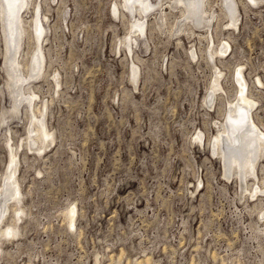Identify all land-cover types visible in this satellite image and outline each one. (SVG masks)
<instances>
[{
	"label": "rangeland",
	"instance_id": "1",
	"mask_svg": "<svg viewBox=\"0 0 264 264\" xmlns=\"http://www.w3.org/2000/svg\"><path fill=\"white\" fill-rule=\"evenodd\" d=\"M119 1L36 0L47 37L46 75L31 85L34 111L41 105L36 121L53 141L40 153L18 149L19 189L2 193L0 228L18 191L25 213L19 233L3 239L0 264H140L144 255L152 264H264V194L252 197L246 180L223 176L207 143L227 118L228 99L242 103V89L245 127L264 133V0H236L237 27L227 26L223 0H208L220 25L214 43L195 31L179 35V44L150 15L132 52L120 43L130 16L120 6L123 15H114ZM1 14L0 7L3 182L9 145L24 143L34 112L30 106L25 115L23 102L11 115ZM167 21L176 30L180 19ZM35 38L25 33L22 61L31 62ZM219 69L227 96L213 100ZM256 176L253 194L264 180V157ZM65 213L74 215L69 223Z\"/></svg>",
	"mask_w": 264,
	"mask_h": 264
},
{
	"label": "bare ground",
	"instance_id": "2",
	"mask_svg": "<svg viewBox=\"0 0 264 264\" xmlns=\"http://www.w3.org/2000/svg\"><path fill=\"white\" fill-rule=\"evenodd\" d=\"M207 3L208 0H120L113 6L114 15H123V11L121 9H124L129 13L130 16L128 19V38H124L120 43L125 45L128 50L132 52L133 45L136 46L139 42V39H142L146 34L148 16L150 15L153 16L152 20L159 25V27L162 29V32H166L171 36L177 35V43L179 44H181V39L183 36H188L190 33H195V31H197L196 34L199 39L203 38L207 40L208 43H212L214 41L212 38V33L214 34V32L220 28V25L219 21H216L214 24L212 23L215 13L213 11L212 14L209 15L210 9H208ZM118 6H120L121 9ZM0 7L2 12V29L6 43V55L4 61V67L7 76L6 85L9 89V93L12 95V105L10 109L12 113L11 115L19 112V107L23 102H26V105L24 106L25 115L28 113V107L30 106H32L34 112V118L31 120L34 128L32 132H28L26 138H24V143L22 145L20 144V146L11 142L9 145L10 167L8 175H3V182H0V187H3V192L0 191L1 200L2 197L5 198L7 195L11 197V192L9 193L8 187L12 186V190L19 189V177H17L15 174L16 167L20 162L18 150L19 147H27L28 150H35L37 153H40L45 149V147L49 145L48 142L53 141V137L48 130L44 129V127H42L36 121V112L40 113L41 105L39 107L36 106V112L34 111V103L38 95L32 89L33 87L31 85L33 80L38 79L40 76L44 77L46 75L44 70L42 43L47 37V29L43 25L41 18L37 16V12L39 11L36 7V0H0ZM223 10L228 12L227 16L229 19L227 26L237 27L238 11L236 0H223ZM170 16L173 18V20H175V18L180 19V21H178L176 30H173L174 21L171 23L167 21ZM29 29L35 33V39L37 42V47L33 52L34 54L32 56L31 62L30 60L22 61L23 39L25 33ZM179 35H182V37H179ZM199 39L198 41H200ZM211 53L215 55L217 52L212 49ZM191 55L194 58L196 54L194 51H192ZM19 66L22 69L19 68ZM30 66L33 67L32 72L30 71ZM23 69H26L27 72H23ZM133 69L135 68L133 67ZM222 74V71L219 69L213 77L214 83L209 88L208 94L212 96L213 100H222L225 99V96H227V90L220 82ZM243 84L244 83L240 82L241 88L244 86ZM18 96L20 97L19 99H17ZM241 96L243 101H247L246 90L242 89ZM228 97H230V95ZM230 100H226L229 107L227 118L216 123V132L213 136L207 139V143L212 142L213 153L217 154V157L220 159L222 164L221 167H223V176L227 178H230L231 176H238L242 181L243 179L246 180L247 186L244 190H247L246 192H248V194L250 193L252 197L255 196L256 193L264 194L263 179L260 180L262 186L257 185L258 188L255 187L257 189L255 194L252 193L254 187L250 186L251 184L249 183L251 181V183L253 182L254 185V180H257L256 167L259 164L261 158L264 157V133L256 132L249 134V129H246L247 127H245L247 126L248 122L247 117H245L242 109V107L245 106V102L242 101L241 103L238 101L239 103H234L235 101L233 102V100ZM249 101H251V98ZM252 125L255 124L252 123ZM195 137V139L201 140L199 135ZM30 141H34L36 144H31ZM22 155L23 159H25L26 153L23 152ZM19 192L20 191H18L16 196L13 197V203H10L9 207L7 206L8 210L10 209L12 212L9 222L6 223L4 227L5 229L2 227L0 228V254L3 250L1 244H3L5 241L3 239L7 238L11 240L10 238H13L19 233L18 226L24 217H22V215L25 213L24 208L19 204L21 201V199H19L21 193ZM2 193H5L6 196H4ZM13 213L15 214L13 215ZM73 216L72 214L68 215V213H65L68 223L73 219ZM144 257V259L138 260L137 263L141 264V262H143L145 264H152L151 257H146V255H144ZM118 258L119 259L117 262L121 261V257L118 256Z\"/></svg>",
	"mask_w": 264,
	"mask_h": 264
}]
</instances>
